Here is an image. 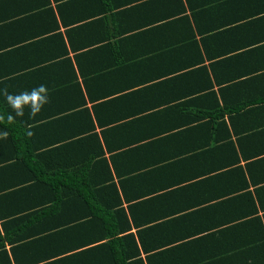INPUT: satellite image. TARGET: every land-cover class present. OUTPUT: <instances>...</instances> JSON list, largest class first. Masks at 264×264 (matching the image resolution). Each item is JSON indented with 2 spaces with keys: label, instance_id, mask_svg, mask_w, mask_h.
I'll return each mask as SVG.
<instances>
[{
  "label": "crops",
  "instance_id": "0c3cea01",
  "mask_svg": "<svg viewBox=\"0 0 264 264\" xmlns=\"http://www.w3.org/2000/svg\"><path fill=\"white\" fill-rule=\"evenodd\" d=\"M169 1L0 0L1 87L50 90L34 117L27 107L16 116L0 93L31 128L23 152L45 169L86 170L74 183L99 187L71 194L78 214L111 197L97 190L110 184L105 160L126 217L119 236L135 241L112 246L119 209L103 208L60 236L63 264H147L174 247V264H264V0ZM135 247L122 262L116 251ZM42 249L20 261L42 264Z\"/></svg>",
  "mask_w": 264,
  "mask_h": 264
},
{
  "label": "trees",
  "instance_id": "16d2710c",
  "mask_svg": "<svg viewBox=\"0 0 264 264\" xmlns=\"http://www.w3.org/2000/svg\"><path fill=\"white\" fill-rule=\"evenodd\" d=\"M145 1L149 2L151 0ZM173 1L174 0H170L169 2ZM146 2L141 3L146 5ZM141 3L138 4V6H143ZM179 4H182L181 0ZM162 6L163 10L166 12H168L167 9H172L168 7L167 1L162 2ZM133 10L134 9H132V11ZM183 11L184 7L182 6V13ZM178 13H181V10H174L170 13H166L160 17L161 20L157 22L156 26L170 24L175 17L179 16L177 15ZM181 15H183L182 18L187 19L184 13ZM3 85L2 83L0 84V89L4 88L1 87ZM7 90L10 91L8 88ZM9 112V109L0 105V114L7 117ZM83 112L87 113L86 110ZM25 127L23 122L17 120H13L11 124L0 122V132L7 131L9 133L7 138H0V153L2 155L4 154L3 157H0V264H33L34 261H20V256L24 259L27 253L36 250L38 246H43L44 249L42 250H45L46 253L49 248H51L50 245L48 246V242L50 241H52L53 245L51 246H54L55 251H48L49 253L36 257L35 261H41L42 264H63L70 260L71 257L60 256L61 258H57L59 255H62V252L65 253H63V255L69 252V249L67 251L66 249H56V246L59 245L57 241L60 240V236L62 234H73L76 228L84 227L82 223L84 222L83 220L87 219L86 217H88V215L96 218V220H100L103 208H107L109 211L112 208L119 209L118 213L116 212L109 217V222L111 223L109 236L112 237V246L125 241L128 243L130 240L132 243H135L133 235L131 234L122 236V238L119 236L128 230L124 231L125 228L121 227V218H118V216L123 217L124 220H126V217L123 213L124 210L119 208L121 199L118 195L116 185L111 182L112 175L110 174L106 161L103 160L106 164L105 168L107 172H109L108 180L106 181L110 184L100 186L97 190L102 194H107L109 197L111 196L109 198L111 200L101 198L99 200L97 199L94 204L91 205L92 203L85 199L83 201L86 202H82L85 205L84 208L89 211H83V213L78 214L72 211V209L78 208V203L81 202L76 200L75 197L69 199L71 194L77 191L78 193H86L88 189L94 190L99 186L94 188V186H91V183H87V180L84 182V186L74 183L79 182L77 176H75L76 173L83 174L81 177H84L86 170L81 169L74 172V170H70L68 167L54 168L52 170L43 168L40 164L39 155L34 154L33 156L31 153L23 152L25 151L24 149L30 147L28 145L32 144L33 141L31 135H29L31 128L29 127L26 129ZM103 176V173L97 176L96 178L99 182L95 181L93 185H102V183H104L102 179ZM48 181H51V183H47ZM246 185L247 183L244 186ZM67 198L69 200L66 201ZM65 212H67V216ZM73 223H76V225ZM69 225H71V228H69ZM160 227L157 226V228ZM55 229L60 230L56 232ZM127 229H129V227H127ZM160 235H162V233H160ZM167 237H169L168 240L165 239L166 236H161L163 241L160 245L166 244L167 242L173 243L178 239H171L170 236ZM141 245L145 253L153 250L157 251L156 249L158 248L157 246L149 248V244L146 245L144 240H142ZM7 247H9V249H7ZM121 250L122 251L116 252L122 253V262L128 261L134 257L135 254H138V249H136V247L133 248V251L135 250L134 255H127L129 253L126 252V249ZM181 251L179 247H174L173 249H166L147 256V264H174L172 261L173 259L168 262V256H170V254L173 256L172 252H176L178 256H182L183 252L181 253ZM161 256L164 257L162 263ZM115 263L126 264L124 262L120 263V260ZM127 264H143V262L138 260Z\"/></svg>",
  "mask_w": 264,
  "mask_h": 264
},
{
  "label": "clouds",
  "instance_id": "9594fccd",
  "mask_svg": "<svg viewBox=\"0 0 264 264\" xmlns=\"http://www.w3.org/2000/svg\"><path fill=\"white\" fill-rule=\"evenodd\" d=\"M0 93L3 94L7 103L14 110L16 116H23L24 109L27 107L30 111V115L33 117L38 114L45 104L49 102L48 89L45 85H40L30 91H23L17 94H10L7 87L0 89ZM14 117L9 114L5 117L0 114V122H6L11 124ZM32 133L30 132L29 135ZM9 133L7 131L0 132V138H7Z\"/></svg>",
  "mask_w": 264,
  "mask_h": 264
}]
</instances>
